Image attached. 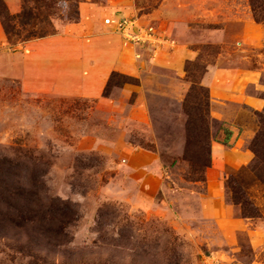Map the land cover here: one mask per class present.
Returning a JSON list of instances; mask_svg holds the SVG:
<instances>
[{"label":"rangeland","instance_id":"rangeland-1","mask_svg":"<svg viewBox=\"0 0 264 264\" xmlns=\"http://www.w3.org/2000/svg\"><path fill=\"white\" fill-rule=\"evenodd\" d=\"M2 1L11 15L31 9L33 19L29 26L15 22L11 41L0 23V163L27 166L44 202L72 206L66 247L72 261L264 264V185L248 169V147L261 127L257 113L264 111V18L254 17L249 0ZM111 17L153 27L170 46L126 42L104 24ZM98 34L135 66L112 71L118 76L111 81L110 72L100 95L85 97L88 65L103 64L88 55ZM181 44L197 54L178 76L159 61ZM210 66L252 74L244 94L261 106L214 101L202 83ZM199 86L208 90L210 148L228 127L237 137L226 145L233 148L227 167L212 168L210 153V168L196 173L207 144L193 135L190 142L185 112L194 109L185 100ZM191 94L205 108L204 91ZM228 182L242 189L259 218H242ZM13 233L0 231V264H10ZM18 260L13 264L28 263Z\"/></svg>","mask_w":264,"mask_h":264},{"label":"trees","instance_id":"trees-1","mask_svg":"<svg viewBox=\"0 0 264 264\" xmlns=\"http://www.w3.org/2000/svg\"><path fill=\"white\" fill-rule=\"evenodd\" d=\"M30 2L37 4V0H30ZM249 2L254 17L256 19L264 18V0H249ZM32 19L31 9L23 6L20 13L11 15L3 1L0 0V23L8 41H11L14 36H18V33L15 32V22L21 27L29 26ZM43 33H40L41 37L46 36ZM115 76H118V74L112 72L109 81ZM199 89L204 91L206 95L205 108L201 107L200 102L191 101V97H193L191 93L196 90L199 91ZM185 101L190 103L194 109L193 113L191 107L190 111L186 110L185 112L190 142L191 138L196 136L197 139L194 138L196 144L202 141L207 144L205 162L201 165L195 163L196 170L194 172L201 173L202 170L204 171L211 166V140L207 127L209 120L208 90L202 86L192 87ZM257 115L260 118L261 127L248 147L253 154V160L248 169L254 175L256 183L264 185V111L257 113ZM224 133V144L226 145L231 133L228 131H224ZM22 172L28 175L25 176ZM0 175L7 178L0 179V231H14L11 237L15 239V241L13 240L14 243L8 248L10 250V264H13L16 259L19 261L18 259L23 257L28 258L27 264H77L72 261L74 254L66 249L67 245L70 244L68 227L76 220L72 206L60 200L44 202L41 196L39 197L41 184L36 172L28 170V167L21 163H15L13 159H4L0 163ZM25 178L27 183L20 181V179ZM9 181L10 183H8ZM196 181H202V177H197ZM226 189H228V193L230 190L234 195L232 201L240 207L242 218L254 219L260 217L257 209L245 200L240 187H233L228 182L226 183ZM21 240L24 241L23 244L20 243ZM144 253H146L145 257L149 255L147 252ZM57 256H59L58 259ZM165 261L168 264H178L171 260ZM148 264H158V261Z\"/></svg>","mask_w":264,"mask_h":264},{"label":"crops","instance_id":"crops-1","mask_svg":"<svg viewBox=\"0 0 264 264\" xmlns=\"http://www.w3.org/2000/svg\"><path fill=\"white\" fill-rule=\"evenodd\" d=\"M116 34L117 33H115V35ZM118 38L121 37L118 35ZM108 40L107 37L99 35L94 41L93 47L88 48V55H92V57L100 56L103 64L100 65L96 63V65H88L85 75L82 77V80H84L83 86L81 87V92L85 97H97L100 95L110 72H125V69L131 70V67L135 66V62L131 55H125L122 52L120 53V48L118 47L119 49L116 50ZM99 45H102L101 47L104 48V51L102 49L103 52L98 47ZM97 49L99 52H97ZM196 54V51L188 48L187 44H181L177 49H174V51L169 52L167 55H161L162 58L159 61V65L175 70L178 76H180L181 73H184V62L195 58ZM127 63L129 64L128 66H126ZM254 81V76L250 73L239 71L237 69L232 70L210 66L202 83L208 88L210 97L214 101H239L244 102L249 106L259 108L261 103L255 98L246 96L243 90L245 85L250 82L253 83ZM224 131H228L233 135V137L230 136L226 145L234 142L237 135L234 134L233 128L231 129V127H228V129H224ZM224 131L223 134H225ZM224 141L225 135L222 142L214 141L211 144L212 168L221 169L229 165L227 164V155L231 154L229 151L233 150V148L226 147ZM234 161L235 163L238 162V158H235ZM210 186L211 184L208 185V192L210 194L209 199H212L214 194Z\"/></svg>","mask_w":264,"mask_h":264},{"label":"built area","instance_id":"built-area-1","mask_svg":"<svg viewBox=\"0 0 264 264\" xmlns=\"http://www.w3.org/2000/svg\"><path fill=\"white\" fill-rule=\"evenodd\" d=\"M104 24L111 27L124 41L134 45L152 44L158 49L170 46V40L165 35L159 34L153 27L138 26L132 20L114 17L105 19Z\"/></svg>","mask_w":264,"mask_h":264}]
</instances>
